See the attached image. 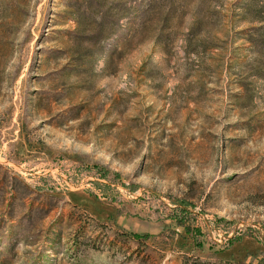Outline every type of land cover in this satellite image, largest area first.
<instances>
[{"label": "rangeland", "instance_id": "1", "mask_svg": "<svg viewBox=\"0 0 264 264\" xmlns=\"http://www.w3.org/2000/svg\"><path fill=\"white\" fill-rule=\"evenodd\" d=\"M88 1L0 0V264H264L254 16Z\"/></svg>", "mask_w": 264, "mask_h": 264}, {"label": "trees", "instance_id": "2", "mask_svg": "<svg viewBox=\"0 0 264 264\" xmlns=\"http://www.w3.org/2000/svg\"><path fill=\"white\" fill-rule=\"evenodd\" d=\"M119 2H124L125 7L128 11L133 9V6L138 5L139 8L142 5V0H117ZM150 1V0H149ZM78 2V1H77ZM94 0L88 1V7L85 9V12L92 13V9L94 8ZM153 2V0H152ZM151 3V1H150ZM105 6V5H104ZM101 7V5L99 6ZM232 11L233 13L236 10H239L242 15L254 16L255 19L252 20V27L249 29L250 33L248 36V40L250 41V53L251 55L255 56V76L259 80H264V1L260 0H234L232 4ZM71 9V8H70ZM80 12V11H78ZM139 12V11H138ZM137 12V14H139ZM86 13L81 15V17H76V24H79V20L85 18ZM109 24H111L109 22ZM111 26V25H110ZM111 34H114L111 33Z\"/></svg>", "mask_w": 264, "mask_h": 264}]
</instances>
